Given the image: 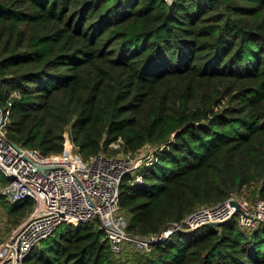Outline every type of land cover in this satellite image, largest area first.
<instances>
[{"label": "trees", "instance_id": "1", "mask_svg": "<svg viewBox=\"0 0 264 264\" xmlns=\"http://www.w3.org/2000/svg\"><path fill=\"white\" fill-rule=\"evenodd\" d=\"M11 91L19 146L59 154L68 132L84 158L116 140L126 153L154 147L141 181L119 183L130 235L242 188L264 198V0H0V105ZM59 227L23 264H264V226L235 219L121 261L96 223Z\"/></svg>", "mask_w": 264, "mask_h": 264}, {"label": "built area", "instance_id": "2", "mask_svg": "<svg viewBox=\"0 0 264 264\" xmlns=\"http://www.w3.org/2000/svg\"><path fill=\"white\" fill-rule=\"evenodd\" d=\"M161 1L166 5L173 2ZM18 96L17 91H11L6 104L0 105V173L4 181L0 195L8 204L30 200L32 209L0 243V264H23L26 254L63 223H96L117 260L127 249L148 254L156 242L172 232H190L208 223L235 219L241 229L264 226V198L245 203L231 194L216 204L195 208L158 233L130 235L127 217L118 206L119 183L126 174L140 182L139 169L151 159V154L147 160L104 153L84 158L67 134L64 150L59 154L42 155L19 146L7 137L11 99ZM109 147L120 150L121 141H113ZM230 200L236 202L238 209Z\"/></svg>", "mask_w": 264, "mask_h": 264}, {"label": "rangeland", "instance_id": "3", "mask_svg": "<svg viewBox=\"0 0 264 264\" xmlns=\"http://www.w3.org/2000/svg\"><path fill=\"white\" fill-rule=\"evenodd\" d=\"M65 134L68 135V132H65ZM69 137V136H68ZM70 139V138H69ZM154 150V147L152 145L146 144L143 147H141L139 150L133 153H126L123 151L122 147L120 150H117L115 152L106 150L103 152L106 156L110 155H120V156H128L130 160H135V159H145L147 160V156H149ZM2 181L3 177L0 173V188L2 186ZM253 188H242L237 192H234V195L241 200L242 202L245 203H252L255 198H256V193H253ZM12 204H8L5 202V200L0 196V243L4 239H6L11 231H13L15 228H17L29 215L30 211L26 212L23 215L20 214H13L9 215L7 213L8 207ZM62 230V227H57L56 230L54 231L53 237L55 234H58ZM133 253H138L134 252L132 249H127L126 252L124 253L123 256L119 257L118 260H123L126 256H129V254Z\"/></svg>", "mask_w": 264, "mask_h": 264}, {"label": "water", "instance_id": "4", "mask_svg": "<svg viewBox=\"0 0 264 264\" xmlns=\"http://www.w3.org/2000/svg\"><path fill=\"white\" fill-rule=\"evenodd\" d=\"M229 203H230L231 205H234V206L238 209L236 202L230 200ZM228 221H229V220H227L226 222H228ZM223 223H225V222H213V223H208V224H206V226L211 227V228H214V227H219V226H221Z\"/></svg>", "mask_w": 264, "mask_h": 264}]
</instances>
